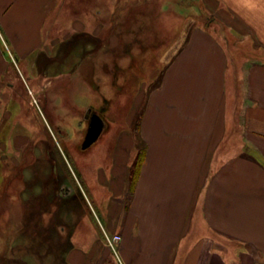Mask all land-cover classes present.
<instances>
[{
	"label": "crops",
	"instance_id": "1",
	"mask_svg": "<svg viewBox=\"0 0 264 264\" xmlns=\"http://www.w3.org/2000/svg\"><path fill=\"white\" fill-rule=\"evenodd\" d=\"M59 3L0 0V30L9 46V54L0 47V262L9 198L1 163L9 150L24 183L17 157L26 136L14 133L8 142L5 133L8 121L25 112L32 88L33 95L48 96V72L65 42L55 55L54 21L44 26ZM196 6L201 13L192 23L181 20L180 40L156 84L130 103L140 104L137 119L130 116L127 148L134 157L121 159L126 149L117 143L109 162L91 170L90 161L78 164L76 179L96 222L87 230L80 216L59 226L65 264H264V0H199ZM23 74L41 81L26 83ZM51 150L49 138L44 153L55 174ZM37 161L27 162L31 173ZM67 191L69 211L78 197ZM18 194L20 203L22 189ZM51 223L30 231L34 264L50 254H40L39 243ZM102 232L118 236L116 251Z\"/></svg>",
	"mask_w": 264,
	"mask_h": 264
},
{
	"label": "rangeland",
	"instance_id": "2",
	"mask_svg": "<svg viewBox=\"0 0 264 264\" xmlns=\"http://www.w3.org/2000/svg\"><path fill=\"white\" fill-rule=\"evenodd\" d=\"M59 4V9L57 6L50 12L44 27L50 20L54 21L55 55L61 40H70L72 45L63 47L54 70L48 72L51 82L47 98L42 93L33 95L32 88L28 96L25 95V112L18 114L17 120L13 119L15 122L8 121L5 133L8 142L12 141L14 133L26 136L23 151L18 152L17 157L18 161H23L24 183L14 174L9 150L8 157L1 163L9 198L6 199V258H1L0 264H23L24 260L34 264L37 258L31 251L37 248L30 231L40 223L52 222L50 234L42 236L39 243L40 254L50 253L44 258V264H65L61 224L72 225L81 216L85 217L87 230L95 227L92 209L85 202L76 179L78 164L90 161L92 166L88 169L91 170L101 160L109 162L117 143L126 149L121 159L134 157L133 151L127 148L128 134L133 129L130 116L133 114L137 119L140 104L130 107L133 96L140 95L143 99L156 84L165 62L172 56L174 44L180 40L185 27L181 20L192 23L201 13L196 6L199 0H61ZM0 40L3 41L0 47L9 54L8 42L5 44L1 30ZM85 54L88 56L83 58ZM23 75L22 81L26 83L35 78L41 81L36 75L30 78ZM93 112L103 119L104 128L101 135L83 149V138ZM44 121L49 126V134L45 132ZM48 137L54 141V151L49 154L55 162V174H52L53 163L44 153ZM35 138V143L39 144L34 155L31 140ZM26 148L31 149L34 157ZM35 159L37 166L31 173L26 164ZM65 159L71 166L66 165ZM39 183L42 185H35ZM54 184L59 185V191H55L58 197L53 193ZM66 187L80 201L72 203L69 211L66 208L71 195H67ZM20 188L23 194L19 203ZM96 229L100 230L97 226ZM4 247L1 243L0 250Z\"/></svg>",
	"mask_w": 264,
	"mask_h": 264
},
{
	"label": "water",
	"instance_id": "3",
	"mask_svg": "<svg viewBox=\"0 0 264 264\" xmlns=\"http://www.w3.org/2000/svg\"><path fill=\"white\" fill-rule=\"evenodd\" d=\"M103 128L104 121L100 115L96 112L91 113L88 127L83 138L82 148L84 149L90 146L99 137Z\"/></svg>",
	"mask_w": 264,
	"mask_h": 264
},
{
	"label": "built area",
	"instance_id": "4",
	"mask_svg": "<svg viewBox=\"0 0 264 264\" xmlns=\"http://www.w3.org/2000/svg\"><path fill=\"white\" fill-rule=\"evenodd\" d=\"M105 237L107 244L115 251L114 244L118 240V236L117 235L108 236L107 234H105Z\"/></svg>",
	"mask_w": 264,
	"mask_h": 264
},
{
	"label": "trees",
	"instance_id": "5",
	"mask_svg": "<svg viewBox=\"0 0 264 264\" xmlns=\"http://www.w3.org/2000/svg\"><path fill=\"white\" fill-rule=\"evenodd\" d=\"M77 37H80V36H77ZM82 37H84V35H82ZM72 42V41H71ZM72 44L70 43L69 44V40L68 41H65V43L63 44V47H70ZM63 47L61 46L60 47V52L63 50ZM58 187H59V185L57 186V190H58ZM59 191V190H58ZM55 192V191H54ZM42 213H44V212H42ZM46 213V212H45Z\"/></svg>",
	"mask_w": 264,
	"mask_h": 264
},
{
	"label": "flooded vegetation",
	"instance_id": "6",
	"mask_svg": "<svg viewBox=\"0 0 264 264\" xmlns=\"http://www.w3.org/2000/svg\"><path fill=\"white\" fill-rule=\"evenodd\" d=\"M71 42H70V40H69V44H70ZM91 115V114H90ZM89 120H90V116H89Z\"/></svg>",
	"mask_w": 264,
	"mask_h": 264
}]
</instances>
